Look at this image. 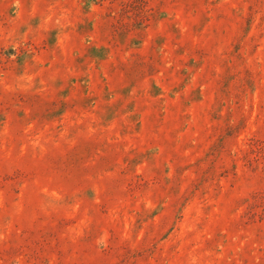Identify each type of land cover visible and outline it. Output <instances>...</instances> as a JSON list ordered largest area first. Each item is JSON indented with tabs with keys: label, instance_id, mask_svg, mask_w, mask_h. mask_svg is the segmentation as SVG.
Here are the masks:
<instances>
[{
	"label": "rangeland",
	"instance_id": "rangeland-1",
	"mask_svg": "<svg viewBox=\"0 0 264 264\" xmlns=\"http://www.w3.org/2000/svg\"><path fill=\"white\" fill-rule=\"evenodd\" d=\"M0 264H264V0H0Z\"/></svg>",
	"mask_w": 264,
	"mask_h": 264
}]
</instances>
